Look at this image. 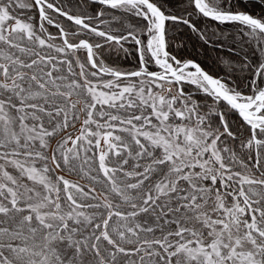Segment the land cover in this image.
Listing matches in <instances>:
<instances>
[{
	"label": "snow or ice",
	"instance_id": "obj_1",
	"mask_svg": "<svg viewBox=\"0 0 264 264\" xmlns=\"http://www.w3.org/2000/svg\"><path fill=\"white\" fill-rule=\"evenodd\" d=\"M0 264H264V0H0Z\"/></svg>",
	"mask_w": 264,
	"mask_h": 264
}]
</instances>
